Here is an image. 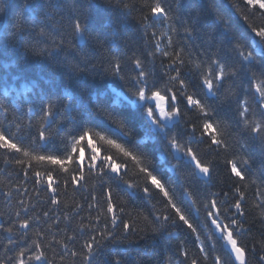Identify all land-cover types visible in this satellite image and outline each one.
I'll list each match as a JSON object with an SVG mask.
<instances>
[{
  "label": "snow or ice",
  "instance_id": "1",
  "mask_svg": "<svg viewBox=\"0 0 264 264\" xmlns=\"http://www.w3.org/2000/svg\"><path fill=\"white\" fill-rule=\"evenodd\" d=\"M229 6L245 31L217 13L219 40L197 44L184 0H0V42L68 79L0 97V174L17 180L0 188V264H124L116 247L147 231L166 234L165 264H264V0ZM102 13L111 39L90 48Z\"/></svg>",
  "mask_w": 264,
  "mask_h": 264
},
{
  "label": "trees",
  "instance_id": "2",
  "mask_svg": "<svg viewBox=\"0 0 264 264\" xmlns=\"http://www.w3.org/2000/svg\"><path fill=\"white\" fill-rule=\"evenodd\" d=\"M8 2L11 3L12 0H8ZM230 2L231 0H184L185 16L187 17L189 14H193L198 15L199 17V25L197 29L199 39L196 42L197 44L203 43L209 37L219 40L222 32V25H220L217 19V13H219L224 19L228 20L233 25L234 30H239L241 33L245 31L244 22L241 19V13H238L235 8L230 7ZM57 18L59 19V17ZM255 22L257 24L264 23V17L258 15L255 17ZM97 26L100 28V31L93 33V38L89 44L90 48L98 47L97 39L95 38L96 36H99L101 41L105 40V38L111 39L112 27L109 24V16L107 13H102L97 17ZM10 31L11 28L9 27V32ZM120 32V39L127 40L132 44H138L141 39L134 23L121 25ZM100 51L103 52L104 49H100ZM5 52L9 55L5 56ZM24 55V48L19 45L16 47L9 46L8 39L0 42V97L3 96L5 91H10L12 95H15V92H12L13 89L16 92H23V85L31 87L32 82L35 80H39L43 83L49 79H54L57 84L68 83L67 76L62 75V69H54L47 62L41 64L34 60L31 62L25 61ZM17 58H19V62ZM5 65H7V67H5ZM96 84L101 88L105 86L106 82L102 75L96 77ZM107 86L116 87L115 84H108ZM189 92L199 95L203 94L195 87H190ZM101 95L103 96V92ZM121 115L128 117L129 125L134 129L138 126L137 117L129 116L126 112H122ZM92 124H100L107 129V124L103 121H93ZM252 154L258 165L261 159L259 148L252 149ZM2 161L3 157H0V168L4 167ZM129 165L132 167L131 162H129ZM132 171L135 172L136 169L133 167ZM161 171L164 172L165 178L172 176L170 169L167 171L161 169ZM227 175L226 171L222 172L220 174V179L224 180ZM174 182L175 177L172 176L171 183L174 184ZM15 183H17V180L14 174L11 177L0 174V188L7 190L9 185H14ZM60 198L62 201L67 202L70 205L73 202L71 190H69L67 194L62 193ZM249 198L251 199V196H249ZM149 207H151V205H149ZM0 211L7 213L11 211V208L6 207L3 201H0ZM129 211L132 212L133 216L136 215V213L132 211V208H129ZM136 223L140 228H146V224L142 218L137 219ZM201 228H203L202 224ZM260 228L261 225L256 224L250 236L245 239L250 243L252 237L259 238L258 229ZM173 231L178 232L181 239L186 235V232L178 229H173ZM131 239L134 243H125L116 247V254L124 260V264H165L169 249V242L166 234L163 237H153V234L150 231H147L146 233H140L139 236L131 237ZM176 243V240L171 242L172 246H175Z\"/></svg>",
  "mask_w": 264,
  "mask_h": 264
}]
</instances>
